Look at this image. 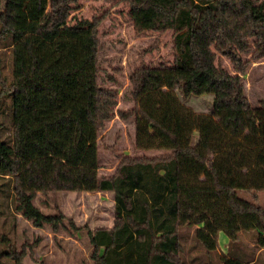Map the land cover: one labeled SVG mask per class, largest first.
Wrapping results in <instances>:
<instances>
[{
  "label": "trees",
  "instance_id": "16d2710c",
  "mask_svg": "<svg viewBox=\"0 0 264 264\" xmlns=\"http://www.w3.org/2000/svg\"><path fill=\"white\" fill-rule=\"evenodd\" d=\"M77 1L49 0L33 25L23 20L26 0L0 3V55L10 50L0 112L10 103L12 129L4 134L0 121V204L57 229L65 216L45 214L38 194L112 192L115 224L91 233L92 264H186L184 226L196 227L204 249L190 264H260L219 254L218 233L231 243L255 231L264 249V208L239 196L264 190V102L253 106L244 86L249 65L264 58V0H130L138 32H173L174 63L141 65L131 77L136 148L171 153L124 158L111 178L98 174V136L118 93L98 84L99 22L69 23ZM202 95L213 96L210 114L182 99ZM0 240V264H22L25 252Z\"/></svg>",
  "mask_w": 264,
  "mask_h": 264
},
{
  "label": "rangeland",
  "instance_id": "374dc122",
  "mask_svg": "<svg viewBox=\"0 0 264 264\" xmlns=\"http://www.w3.org/2000/svg\"><path fill=\"white\" fill-rule=\"evenodd\" d=\"M48 1L42 0L47 5L45 9L37 10L35 3L26 0L21 9L25 24H35L41 18L42 10L49 8ZM130 10V0H78L73 5L69 18L70 24H75L80 19H96L99 22L98 84L118 93L116 114L107 121L98 136L100 178L113 177L124 158H153L171 153L167 150L147 151L136 148V105L132 96L131 77L141 65L158 67L174 63L173 32H138ZM0 63L3 75L9 79V49L0 55ZM216 63L234 73V65L229 58L217 54ZM244 86L246 96L253 106L264 102V58L252 61L249 65ZM182 99L197 113L212 112V95ZM8 108L10 109V103H6L0 112V121L5 120L7 124L4 134L12 132ZM197 140L198 133H195L194 143ZM239 196L264 208V190L239 191ZM6 203L7 201H3L0 204V237L5 235L19 251L25 252L22 264H92L95 248L91 243V233L100 228L111 229L115 224L112 192L38 194L35 203L45 214L65 216L57 229L50 224L42 228L35 226L33 221L24 217L14 206L8 211ZM195 228H180L184 247L182 259L186 264H190L198 254L202 256L204 252L199 245L195 248ZM256 237L255 231H242L238 239L230 243L228 236L221 231L218 233L219 254L245 260L256 259L263 264L264 249L258 247ZM2 248H6L4 242L0 244V251Z\"/></svg>",
  "mask_w": 264,
  "mask_h": 264
},
{
  "label": "crops",
  "instance_id": "0c3cea01",
  "mask_svg": "<svg viewBox=\"0 0 264 264\" xmlns=\"http://www.w3.org/2000/svg\"><path fill=\"white\" fill-rule=\"evenodd\" d=\"M220 250V249H219Z\"/></svg>",
  "mask_w": 264,
  "mask_h": 264
}]
</instances>
